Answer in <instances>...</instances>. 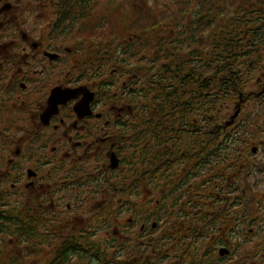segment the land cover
I'll use <instances>...</instances> for the list:
<instances>
[{
  "label": "flooded vegetation",
  "instance_id": "af4514ba",
  "mask_svg": "<svg viewBox=\"0 0 264 264\" xmlns=\"http://www.w3.org/2000/svg\"><path fill=\"white\" fill-rule=\"evenodd\" d=\"M128 1L0 0V189L20 210L40 200L45 237H69L60 246L73 258H96L100 243L109 264H264V15L240 3L219 19L224 31L234 16L238 39L219 144L167 163L159 145L146 150L144 37L114 44ZM189 6L188 52H208L207 11ZM166 23L159 41L176 47Z\"/></svg>",
  "mask_w": 264,
  "mask_h": 264
},
{
  "label": "trees",
  "instance_id": "16d2710c",
  "mask_svg": "<svg viewBox=\"0 0 264 264\" xmlns=\"http://www.w3.org/2000/svg\"><path fill=\"white\" fill-rule=\"evenodd\" d=\"M172 1L166 2L163 8L156 9L150 0H130L132 4L142 5L133 9L132 16H128V34H124L123 26H118V32L124 36L121 39L135 36L133 41L137 38L136 34L142 35L146 58L150 52L152 54L148 59L150 65L147 60L145 66V92L147 104L149 103L145 121L150 123L146 127V131L150 132L146 135V142H150V147L146 150L152 151L155 145H159L161 155L169 157L165 159L167 163L171 158L178 163L177 159L189 154L209 156L213 147L219 144V90L223 85L230 90L233 88L236 74L233 46L238 40L234 16L224 17L227 19L224 31L219 30V19L223 17V13L236 10L240 3L255 4L251 7L254 15L262 16L264 0H193L198 4V9L207 11L201 16L200 29L202 31L208 27L209 34L201 37V43L205 40L211 43L208 52L198 48L192 53L188 52L186 45V10L190 9L191 0ZM159 10L163 13H159ZM165 20L168 23L163 24L166 27L163 34L168 36L175 33L176 47L171 46L172 41H159L161 38L158 37L157 27L160 21ZM221 43L225 47L224 56L219 52ZM131 49L136 56L139 47ZM162 57L166 60L161 65L160 76L155 59ZM156 92L158 96L155 99ZM228 95L226 96L230 98ZM203 122L208 124L205 129L202 127ZM210 164V169L217 168V163L212 164V159ZM40 202L34 199L31 207L20 210L10 201L9 193L0 189V243H3L0 246V264H78L85 261L87 264H109V252L100 243L97 244L96 258H73L66 255L60 246V238L65 240L69 237H53V233L45 237V209L40 206ZM11 247H16V250ZM47 247L53 254L45 255ZM115 264H123V260L115 261Z\"/></svg>",
  "mask_w": 264,
  "mask_h": 264
},
{
  "label": "rangeland",
  "instance_id": "374dc122",
  "mask_svg": "<svg viewBox=\"0 0 264 264\" xmlns=\"http://www.w3.org/2000/svg\"><path fill=\"white\" fill-rule=\"evenodd\" d=\"M141 2L143 1V0H140ZM173 2L172 0H150V2H151V5H153V7H155L156 9H158V7L159 8H163L164 6H165V4H166V2ZM120 3H122V0H120ZM142 4H138V3H135V4H132V3H130V0L124 5V7H123V9H124V15H123V13L121 12L118 16H115V26H114V28H115V31H114V34H116V35H114V44H118L119 43V45H122V43L123 44H126L125 42L127 41V39H128V37L126 36V39H120L119 40V38L118 37H124L123 35H121V34H119V30H118V26H123L124 27V34H128V23H129V17L128 18H126V13H125V11H127L128 12V14L129 15H131L132 16V13H133V9H135V8H139L140 6H141ZM122 23H124V24H122ZM136 35H138V34H136ZM116 47V46H115ZM117 51V50H116ZM115 51V52H116ZM150 52V51H149ZM152 54H151V52L149 53V57L151 56ZM149 57L148 58H146L147 60L149 59ZM149 61V60H148ZM149 65H150V61H149ZM34 165L35 166H37V164H35L34 163ZM121 211L120 210H117V209H115L114 210V213H120ZM121 216V215H120ZM103 240H105V238L103 237L102 238ZM1 245H3V243H0V246ZM11 248H13V250L15 251L16 250V247H11Z\"/></svg>",
  "mask_w": 264,
  "mask_h": 264
},
{
  "label": "water",
  "instance_id": "95a60500",
  "mask_svg": "<svg viewBox=\"0 0 264 264\" xmlns=\"http://www.w3.org/2000/svg\"><path fill=\"white\" fill-rule=\"evenodd\" d=\"M68 92H70L69 90H66V92H65V96L64 97H69L70 95L68 94ZM85 107H86V104L85 103H83V104H78L77 105V111L79 112V113H82V112H84V110H85ZM82 109V110H81ZM117 161L114 163V166H116L117 165ZM29 173H30V176H32V172H31V170L29 171ZM225 253H227V250L226 249H221V254L222 255H224Z\"/></svg>",
  "mask_w": 264,
  "mask_h": 264
}]
</instances>
